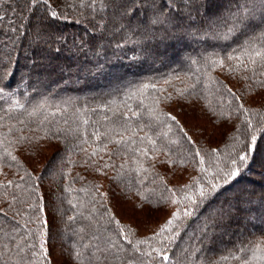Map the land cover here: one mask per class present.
<instances>
[{"label":"trees","instance_id":"1","mask_svg":"<svg viewBox=\"0 0 264 264\" xmlns=\"http://www.w3.org/2000/svg\"><path fill=\"white\" fill-rule=\"evenodd\" d=\"M262 171L264 0H0V264H264Z\"/></svg>","mask_w":264,"mask_h":264},{"label":"rangeland","instance_id":"2","mask_svg":"<svg viewBox=\"0 0 264 264\" xmlns=\"http://www.w3.org/2000/svg\"><path fill=\"white\" fill-rule=\"evenodd\" d=\"M173 107L174 106H177V109H175V111L177 112V114L179 113V115L181 116V117H183V118H185V119H187L186 117V115H187V113H188V111H189V109L187 108L188 106H185L186 108H185V110L183 109V111H186V114H184V116H183V112H181L180 110H178V108L180 107V106H178V105H180L179 103H176V102H172V103H170ZM188 110V111H187ZM189 114V113H188ZM189 118V117H188ZM187 121L189 122V123H193L192 122V120L191 119H187ZM262 173H263V175H264V172L262 171ZM261 190H264V185L263 186H261ZM246 213H248V211L246 210L245 211ZM233 227H235V229H236V231H237V234H239V233H243L244 232V229L246 230V228H245V226L242 224V225H240V224H238V225H236V226H233ZM241 231H243V232H241ZM226 233V232H225ZM225 233H224V236H226L225 235Z\"/></svg>","mask_w":264,"mask_h":264},{"label":"snow or ice","instance_id":"3","mask_svg":"<svg viewBox=\"0 0 264 264\" xmlns=\"http://www.w3.org/2000/svg\"><path fill=\"white\" fill-rule=\"evenodd\" d=\"M247 159V154H245V155H240L239 156V160L241 161V162H243V161H245ZM233 163H235V161H233ZM238 173H233V175H237ZM201 195L203 196V195H205V193L202 191L201 192ZM169 223H171V221H169ZM164 259L166 260V259H168L167 257H164Z\"/></svg>","mask_w":264,"mask_h":264}]
</instances>
